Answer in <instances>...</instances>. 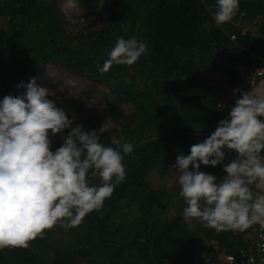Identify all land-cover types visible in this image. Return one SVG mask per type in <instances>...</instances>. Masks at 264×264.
<instances>
[{"label":"trees","instance_id":"16d2710c","mask_svg":"<svg viewBox=\"0 0 264 264\" xmlns=\"http://www.w3.org/2000/svg\"><path fill=\"white\" fill-rule=\"evenodd\" d=\"M73 1L83 8L84 18L98 15L99 0ZM214 3L111 0L106 24L85 39L64 32L53 0H0V23L6 18L4 26L0 25V97L22 95L23 87L15 85L43 77L46 61L60 64L107 88L101 92L104 111L123 122L119 129L102 134L101 142L111 144L117 138L133 144V151L122 158L125 179L100 210L89 212L74 228L65 230L57 224L45 229L28 247L0 249V264H80V258L95 254L100 260L88 258L87 264H195L200 253L247 248L254 224L244 232H217L203 223L189 231L181 216L169 213L171 195L144 180L150 170L163 171L179 153L186 155L191 144L202 141L227 116L228 111L218 107L222 98L208 86L206 75L220 66L235 82L264 58V0H240L232 19L219 26L209 11L214 10ZM238 18L251 21L257 35L233 26L238 32L231 39L227 27ZM130 36L145 42L147 53L132 65L113 64L99 71L107 55L98 58L94 54L113 46L117 37ZM161 91L170 108L158 104L156 94ZM123 100L133 104L134 114L121 112ZM55 103L71 116L66 103ZM193 125L200 127L196 134ZM217 168L220 172H213ZM201 169L218 179L225 174L221 165H201ZM88 178L90 183L100 182L91 172ZM121 199L138 211L132 221L130 213L120 207ZM61 232H73L77 244L56 249L47 258L48 238Z\"/></svg>","mask_w":264,"mask_h":264},{"label":"clouds","instance_id":"9594fccd","mask_svg":"<svg viewBox=\"0 0 264 264\" xmlns=\"http://www.w3.org/2000/svg\"><path fill=\"white\" fill-rule=\"evenodd\" d=\"M239 3L215 0L214 10L209 8L215 24L230 21ZM146 53L145 42L136 37H117L99 71L113 64L132 65ZM35 80L15 85L23 87L22 95L0 97V249L28 247L45 229L57 224L74 228L89 212L100 210L124 181L122 158L133 151L132 143L117 138L111 144L101 142L110 127L107 120L89 130L81 123L73 126L75 117L57 107L50 90ZM238 91L232 89L234 103L227 116L202 141L191 144L186 155L179 153L171 166L186 204L183 217L196 218L217 232H244L264 221V86L237 97ZM193 127L198 133L200 127ZM49 130L60 134L54 150ZM226 150H234L235 157L224 163ZM201 165H221L225 174L218 179ZM89 172L100 182L90 183Z\"/></svg>","mask_w":264,"mask_h":264},{"label":"rangeland","instance_id":"374dc122","mask_svg":"<svg viewBox=\"0 0 264 264\" xmlns=\"http://www.w3.org/2000/svg\"><path fill=\"white\" fill-rule=\"evenodd\" d=\"M53 2L62 18L64 32L72 35L79 34L85 39H91L89 34L102 28L106 24L111 4V0H99L98 15L84 18L83 8L75 4L73 0H53ZM2 19L3 21L0 25L3 27L6 18ZM230 24L232 27H227V35H229L230 38H235L238 30L241 32L251 31L254 36L258 33L251 21H248L247 19L242 20L241 18H238ZM233 26L238 28V30L236 31V29H233ZM110 48H112V46ZM110 48L107 49L105 47L100 51V53H95L94 56L96 55L100 58L102 55H107ZM44 66V68L47 69L44 70L42 75L43 77L39 78L35 83L50 90V93L53 94L49 97L50 99H53L55 102L66 103L70 115L75 117L73 120V126H75L76 123H81L84 125L86 130H89L98 128L101 123L107 120L110 122V127L106 132H110L113 129H119L121 127L123 119H116L109 116L104 111L106 103L101 92L107 91V88L100 81L88 78L83 74L67 70L60 64L46 61ZM129 69L131 71V67L127 66V71H129ZM18 79L19 77L16 76V80ZM69 79L74 80L76 82L75 85H67L66 82ZM206 79L208 86H210L214 93L220 97L228 92H231L235 84L238 83V81H231L225 70L220 66L206 75ZM164 95L165 91H161L159 94H156V99L158 100V104L163 103L168 108L170 103H165L163 101ZM119 106L121 112L126 116L135 113L136 109L130 101L123 100L120 102ZM173 111L174 110H171V113H173ZM65 132H67V130H65ZM49 140L54 150L61 143L60 134L51 135V131L49 130ZM172 150L175 152L174 148ZM230 153V157L228 155L229 151L226 153L228 160L235 157V152ZM175 159L167 163L163 171L158 170L157 168L150 170L145 175L144 180L150 187L170 194L172 198L170 200V204L168 205L169 213L181 216L183 218V224L186 225L189 231H196V226L201 227L202 222L196 218L186 220L182 214V210L186 204L183 198L178 195L179 185L176 183L177 173L175 168L171 167L175 164ZM189 167L191 168V165H189ZM220 170L221 168H217L213 172H220ZM120 207L125 210L124 212L130 213L128 217L129 221H132L134 215L138 214V211L133 206H130L125 199H121ZM198 234H201V231ZM47 242L49 244V248L47 249L45 256L49 258L52 254H54L53 252L56 249L68 248L76 245L77 237L73 232L54 233V235H51L50 238H48ZM40 250L42 251L41 248ZM197 256L195 264H215L218 253L215 255L205 254L204 256L200 253ZM88 258L100 260V257L96 254L91 255V257ZM88 258H80V264H87Z\"/></svg>","mask_w":264,"mask_h":264},{"label":"built area","instance_id":"2783aa9c","mask_svg":"<svg viewBox=\"0 0 264 264\" xmlns=\"http://www.w3.org/2000/svg\"><path fill=\"white\" fill-rule=\"evenodd\" d=\"M259 60V65L250 73L237 80L238 83L233 87L239 89L236 93L237 97L241 91L251 92L258 86H264V58H260ZM221 97L222 101L218 103V107L224 111H228L234 103L232 90ZM250 257L253 264H264V221L254 224L253 235L246 249L236 252H220L215 264H249Z\"/></svg>","mask_w":264,"mask_h":264}]
</instances>
